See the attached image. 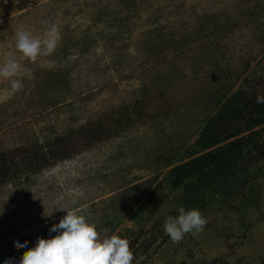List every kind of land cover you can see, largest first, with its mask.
I'll use <instances>...</instances> for the list:
<instances>
[{
	"label": "rangeland",
	"instance_id": "obj_1",
	"mask_svg": "<svg viewBox=\"0 0 264 264\" xmlns=\"http://www.w3.org/2000/svg\"><path fill=\"white\" fill-rule=\"evenodd\" d=\"M52 23L51 56L15 48L18 31L43 38ZM8 58L33 76L16 94L0 77V264L27 251L16 241L57 235L72 207L127 238L132 264H264V162L248 210L206 198L202 232L173 243L163 227L178 215L168 164L222 99L264 94V0H0V66Z\"/></svg>",
	"mask_w": 264,
	"mask_h": 264
},
{
	"label": "trees",
	"instance_id": "obj_2",
	"mask_svg": "<svg viewBox=\"0 0 264 264\" xmlns=\"http://www.w3.org/2000/svg\"><path fill=\"white\" fill-rule=\"evenodd\" d=\"M258 95L264 94L236 91L222 99L217 112L201 126L193 149L182 162L168 164L163 183L165 189L179 192L177 214L180 207L200 210L206 198L233 212L257 203L258 175L264 162V104L256 102ZM15 154L27 159L34 156L27 148L16 149ZM55 155L52 160L56 161L61 153ZM4 163H0V175L7 169ZM47 165L44 160L34 169ZM23 166L31 167L21 161L15 164L20 173ZM236 201L240 204L233 206Z\"/></svg>",
	"mask_w": 264,
	"mask_h": 264
},
{
	"label": "clouds",
	"instance_id": "obj_3",
	"mask_svg": "<svg viewBox=\"0 0 264 264\" xmlns=\"http://www.w3.org/2000/svg\"><path fill=\"white\" fill-rule=\"evenodd\" d=\"M48 23V22H45ZM60 43L58 26L50 24L44 37L40 38L31 31L20 30L16 33L15 48L24 57L36 62L38 58L51 56ZM33 71L14 58L6 59L0 66V77L10 80V94H16L23 87L22 79H31ZM256 102L264 104V95H258ZM75 205L76 201L73 200ZM66 215L58 224H53L49 233L54 237H38L34 247L28 248L16 241V247L27 248L17 261L8 258L4 264H132L134 253L127 238L118 234L108 235L107 230L98 227L90 216L76 207L62 208ZM43 216L48 217L46 210ZM207 220L198 209L180 207L177 216H168L164 222L165 234L173 243L181 242L186 234L196 235L202 232Z\"/></svg>",
	"mask_w": 264,
	"mask_h": 264
}]
</instances>
